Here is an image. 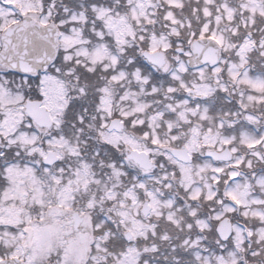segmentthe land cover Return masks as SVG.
Segmentation results:
<instances>
[{
    "label": "snow or ice",
    "instance_id": "snow-or-ice-1",
    "mask_svg": "<svg viewBox=\"0 0 264 264\" xmlns=\"http://www.w3.org/2000/svg\"><path fill=\"white\" fill-rule=\"evenodd\" d=\"M0 264H264V0H0Z\"/></svg>",
    "mask_w": 264,
    "mask_h": 264
}]
</instances>
